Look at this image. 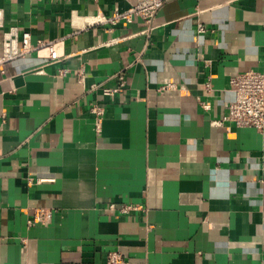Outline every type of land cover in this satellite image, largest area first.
I'll use <instances>...</instances> for the list:
<instances>
[{
	"label": "crops",
	"instance_id": "0c3cea01",
	"mask_svg": "<svg viewBox=\"0 0 264 264\" xmlns=\"http://www.w3.org/2000/svg\"><path fill=\"white\" fill-rule=\"evenodd\" d=\"M137 1L0 0V54L10 27L35 47L0 72V264H264V127L221 121L264 68V0L103 22Z\"/></svg>",
	"mask_w": 264,
	"mask_h": 264
},
{
	"label": "built area",
	"instance_id": "2783aa9c",
	"mask_svg": "<svg viewBox=\"0 0 264 264\" xmlns=\"http://www.w3.org/2000/svg\"><path fill=\"white\" fill-rule=\"evenodd\" d=\"M166 0H138L134 5L124 11H115L109 17L104 18L111 24L124 22L131 23L135 18H140L145 30L152 28L153 18L157 10ZM198 32H204L205 28L197 25ZM35 48L30 42V33L28 31L19 32L16 27H10L2 39V53L0 54V72H3V66L7 61L18 56H23ZM50 57H54L51 45H48ZM117 85L103 90L105 95H114L122 91L125 85V77L118 74ZM210 87V82L206 83ZM165 86L160 87L164 89ZM229 88L234 93V99L229 103L226 114L221 121L232 123L237 127H253L261 130L264 127V68L260 70H248L238 73L229 79ZM204 108L208 105L204 104ZM91 112L95 116L96 128L100 127L103 107L93 105ZM111 208L114 204L109 205ZM141 205H121L120 213H127L142 209ZM53 210L46 207H35L32 209L31 216L28 219L29 225L46 224L52 217ZM104 264H127V261L118 251H110L107 261Z\"/></svg>",
	"mask_w": 264,
	"mask_h": 264
}]
</instances>
